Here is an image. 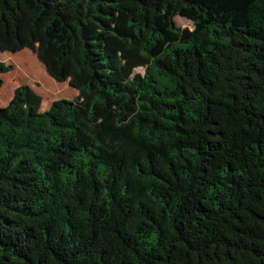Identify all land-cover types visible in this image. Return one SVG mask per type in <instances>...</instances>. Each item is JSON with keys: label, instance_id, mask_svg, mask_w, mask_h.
Segmentation results:
<instances>
[{"label": "trees", "instance_id": "obj_1", "mask_svg": "<svg viewBox=\"0 0 264 264\" xmlns=\"http://www.w3.org/2000/svg\"><path fill=\"white\" fill-rule=\"evenodd\" d=\"M26 48L78 96L0 106V264H264V0H0Z\"/></svg>", "mask_w": 264, "mask_h": 264}, {"label": "rangeland", "instance_id": "obj_2", "mask_svg": "<svg viewBox=\"0 0 264 264\" xmlns=\"http://www.w3.org/2000/svg\"><path fill=\"white\" fill-rule=\"evenodd\" d=\"M175 21L180 28H193V25L183 18L177 17ZM23 60H25L26 63H24ZM0 61L14 65L13 71L0 75V79L4 81L0 89V106L2 107L10 102L15 90L22 85L32 87L42 96V111L47 110L55 100H74L78 96V91L72 88L68 82L59 83L55 81L38 59L36 52L29 48L17 53L9 51L3 52L0 50ZM136 72L142 73L143 69H138ZM50 78L57 84L50 81Z\"/></svg>", "mask_w": 264, "mask_h": 264}, {"label": "water", "instance_id": "obj_3", "mask_svg": "<svg viewBox=\"0 0 264 264\" xmlns=\"http://www.w3.org/2000/svg\"><path fill=\"white\" fill-rule=\"evenodd\" d=\"M45 68L47 69V66L44 64Z\"/></svg>", "mask_w": 264, "mask_h": 264}]
</instances>
